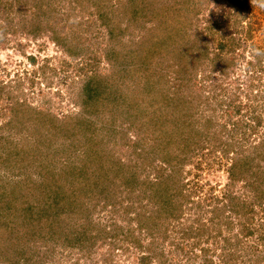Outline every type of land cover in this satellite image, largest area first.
<instances>
[{"label":"rangeland","instance_id":"1","mask_svg":"<svg viewBox=\"0 0 264 264\" xmlns=\"http://www.w3.org/2000/svg\"><path fill=\"white\" fill-rule=\"evenodd\" d=\"M172 1L155 0L159 4L154 3L152 6L146 2H136L134 5L140 9L139 14H143L142 21L137 16L140 21L135 27L129 28L128 23L122 25L127 30L118 40L120 43L116 44V48L120 50L119 56H125L115 61L111 55L109 61L106 54L110 55L109 50L114 47L105 31L98 26L87 31L88 24L81 27L70 26L73 15L69 12L71 16L68 20L65 13L69 10L63 4L58 5L57 16H60V20L56 23L57 17L50 16L51 22L48 16H42L45 10H39L40 0H0V210L10 208L2 211V224L13 228L8 230L0 226V264H140L141 256H150V264H203L204 257H211L213 264H222L221 255L232 250L223 237L233 238L240 234L238 224L242 216L231 215L230 205L226 211H229V220L236 227L228 230L223 225L213 226L208 221L211 216L209 208L213 205L206 198L216 197L222 203L230 204V193L237 197L239 204L252 208L250 226L254 232L249 237H242V244L235 249L233 263L264 264V200H259L255 189L250 188L251 181H239L231 185L227 173L233 161L232 154L236 155L238 150V143L247 148L264 140V56L254 54V50L264 51V8L253 7L251 0H187V4L181 6L183 10L179 11L183 14L184 26L189 30V37L182 41L184 50L180 46L178 49L182 53L174 54L173 58L166 55L162 64L153 66L155 73L161 75L162 84L157 88L160 97L167 95L169 99L170 94L174 95L181 84V79L175 73L177 65L173 61L178 60L181 55L186 56V67H193L191 84L181 89L185 91L183 96L186 98L182 111L190 122L188 129L196 150L194 155L189 153L190 156L181 167L180 177H183V181L177 184L179 187L183 182V189L191 193L192 197L190 201L182 200L183 216L178 222L168 224L164 212L161 213L162 216H156L153 211L158 204L152 206L142 197V193L139 194L142 198L133 202L127 213L123 205L129 204L130 199L125 191L119 189L116 194H112L113 197L102 192L103 201L97 204L96 209L92 210L89 206L91 219L100 227H105L106 233L103 239L94 240L93 245L90 241L87 242L85 248L82 245L79 248L74 243L73 229L82 221L76 216H63L67 229L61 231L59 238L56 236L51 240L45 238L30 241L33 225L29 219L28 229L23 224L26 217L23 214V202L32 198L33 194L35 197L38 192L27 190L26 187L25 191H20L14 187L16 179L6 167L7 163H3L10 141L17 143L15 151L17 148L30 150L29 145L33 144L34 137L24 128L20 134H15L10 127H3L13 118L14 109L21 102H24L23 108L30 107L41 115L47 114L49 118L63 121L78 115L89 120L98 130L95 140L101 139L96 145L95 155L107 156L112 161L119 160L124 168L129 167L139 178L148 177L154 181L157 177L169 175L166 166L158 159L161 155L156 152L152 137L144 136L145 127L139 129L146 120L128 118L123 108L113 105L116 98L120 95L123 98L129 92L104 83L119 74L123 76L125 69L135 70L134 66L139 64V60L136 64L133 60H128L132 57V51V55L140 53L142 56L143 47L158 43L152 10L169 2L168 6H171ZM175 14L173 12V17ZM40 20L52 27L38 25ZM213 21H216V25ZM213 25L216 27H212ZM56 31L61 37L64 32L69 36L71 33H80L84 39L81 44L85 45H74V56H71L67 54V45L62 47L55 43ZM230 36H234L233 44L229 41ZM69 46L73 47V44ZM186 48H191L189 51L192 53H188ZM153 50L157 52L159 49ZM204 51L206 57L197 60ZM215 54L220 57L215 59ZM224 61L229 62L225 69L222 65ZM93 75L103 81L102 91L105 86L109 88L100 98L101 106L106 111L102 116L87 115L80 103L79 92L84 81ZM103 77H106L105 80ZM128 79L133 78L129 76ZM213 88L218 91L214 93ZM223 89L225 92H220ZM215 98L218 102L224 101L223 106H217ZM23 112H19L21 116ZM28 112V120L33 116L39 117L33 115L31 110ZM23 117L27 119L26 114ZM41 121L48 123L46 116ZM41 121L37 120L38 123ZM22 139L28 141H22L18 146ZM69 141H57L55 146H69L71 143L72 150L69 152L80 157V146L84 140H78V136H70ZM231 142H237V146L232 154H225L222 145L232 144ZM14 158L13 156L12 160ZM106 161L108 163L109 160ZM198 165L201 169L197 168ZM27 178L32 186L38 180L33 168L28 169ZM173 184L166 187H177H173ZM111 187L116 186L114 184ZM144 187L143 185V190ZM16 194L22 196L16 197ZM14 200L18 201L17 209L16 206H10H14ZM106 200H109V205L101 209ZM153 201L159 202L160 199L155 197ZM114 202L123 205L112 208L110 203ZM12 211L16 215L11 216ZM198 215L200 221L196 219ZM137 216L146 229L137 223ZM72 223L74 226L70 229ZM201 224L204 227L201 228ZM129 226L134 230L131 236L127 235L130 240L125 238ZM26 230L28 237L23 234H26ZM92 233L96 234L95 231ZM21 234L24 235L23 238L20 237Z\"/></svg>","mask_w":264,"mask_h":264},{"label":"trees","instance_id":"2","mask_svg":"<svg viewBox=\"0 0 264 264\" xmlns=\"http://www.w3.org/2000/svg\"><path fill=\"white\" fill-rule=\"evenodd\" d=\"M40 1L41 6H39V10H45L42 16H48L47 18L50 19L51 22V17H57L56 23H58L60 20V16H57L58 5L63 4L69 10H66L65 16H67V18L71 16L69 12L73 15V22L70 26L75 25L81 27L84 24H88L89 28L87 27V31L93 26H98L100 30L105 31V35H107L109 41L113 42L112 45L114 47L109 50L110 55L108 53L106 54V59L109 61H111V55L114 56L115 61L125 56H119L120 50L116 48V44L120 43L118 40L123 36V32L127 30V28L122 27V25L128 23V27L130 28L131 26L135 27L138 24V20L140 21L141 19L142 21L143 14H139L140 9L136 8L134 4L136 2L139 4L146 2L150 6L154 3L159 4V2H155V0H150L151 2L149 0ZM187 2V0H173L171 6H168V4H170L169 2L162 7L159 5L157 6L158 8L156 7V9H153V21L157 28L156 33L158 38L156 40L158 43L148 45L149 47H143L144 54L142 56L140 53L134 56L132 55V51L130 54L132 59L127 58L128 60H133L134 64L139 60V64L137 63V65L134 66L135 70L129 68V71H126L127 69H125L123 71V76L119 74L116 78H110L104 83H108L111 87H121L123 90L129 92V95L126 93L125 96H123L124 99L121 95L116 98L113 101V105L120 109L123 108L128 114V118L146 120V123L141 125L139 129L145 127L144 136L152 137L156 152L161 155L158 159L166 166L169 175H162L157 177L154 181L149 180L148 177L139 178V175L129 169V167L124 168V164H121L119 160L112 161L107 156L102 157L100 155H95V151H97V149H95L96 145L101 141V139L99 141L95 140L98 136L97 127L90 124L89 120L78 117V115L70 116L62 121L56 118H49V116L45 114L48 123H42L41 118L45 116L41 115L37 110H32L30 107L23 108L24 102H21L17 109H14L13 118L7 124L3 125V127L7 129L10 127V130L15 134H20V131L24 128L27 133H30L34 137L33 144L29 145L31 148L30 150L25 148L21 150V148H17V151H15L14 148L17 143H12L10 141L8 144L9 150L3 159V163H7L6 167H8L9 172H11L16 179L14 187L18 188L20 191L31 189L38 192L35 193V197L33 194L32 198L23 202L25 205L23 214L26 215L23 224H25L28 229L29 219V222L33 225V229L31 230L32 236L29 237V239L31 238L30 241L35 242V240L39 241L45 238L48 240L55 239L54 237L60 235L62 230L67 229L66 227L68 225H65L63 219V216L67 215L76 216V218H81L80 220H82L79 222V225L73 229L75 233L73 237V239H75L74 243L78 245L79 248H81V245L85 248V244L89 241L93 245L94 240H100V238L105 235L106 230L105 227H100L91 219L88 208L91 206L90 208H92V210L96 209L97 204L103 201L102 192H106L107 195L113 197L112 194H116L119 189L125 191L129 196L130 203H126V205L122 204L127 213L128 210L132 208V203L143 197L152 204V206L158 204V206H155L156 210L153 212L156 216H162L161 213L164 212L165 216H163L168 224H170V222H178L183 216L182 200L190 201L192 194L187 193L183 189L185 187V184H182L183 182H181L179 187L177 184L179 181H183V177H180L182 171L181 167L184 166V163L190 156L189 153H193L194 155L196 148H193L195 142L188 129L190 122L184 111H182V105L185 103L186 98L183 96V92L185 91L181 88L191 84L193 67H186L188 63V58L186 56L181 55L178 60L173 61V63L177 65L175 73L178 75V79H181V84L175 90L174 95L170 94L171 98L169 99L167 95L160 97V92L157 88L159 84H162L161 75L159 76V73H155L153 66L162 64L165 58L164 56L166 55L173 58L174 54H180L181 51L178 49L180 46L182 51L184 50L182 41L183 38L185 40L189 37V30L187 31L186 26H184L183 14H180L179 11L183 10L181 6L186 5ZM173 12H176L174 17ZM137 16L140 19H137ZM212 23L216 25V21ZM38 25L52 27L49 23H43L42 20L38 22ZM212 27L216 26L213 25ZM34 30L35 28L32 32H34ZM37 30H40V28H37ZM65 33L66 32H64V35L61 37L58 36V32L56 31L57 36L54 35L55 43L62 47L67 45L69 47V50L67 48V54L74 56L72 49L77 45H85L81 44L84 43V39L80 33H71L70 36ZM229 41L233 44L234 36H230ZM72 44L73 47H70L69 45ZM120 45L123 44L121 43ZM193 45H195V43ZM154 48H158L159 50L154 52ZM185 50H188V48ZM188 53L191 54L192 52L189 51ZM218 55L219 54H215V59L220 57ZM205 57L204 51L201 57H197V60ZM228 64L229 62L227 63V61L222 62L223 68L225 69ZM82 69L83 68H80V70ZM129 76L133 79L129 80ZM103 78L105 80L106 77ZM102 83L103 81L98 79L95 75L90 76L84 81L81 89L82 92H79L81 95V107L89 116H102L106 112L101 106L102 101H100V98L106 93L108 87L105 86L102 91ZM219 87L221 86L219 85ZM201 90H203V88ZM212 91L215 93L218 89L213 88ZM222 91L225 92L224 89L220 92ZM105 100L106 99H104V103L106 102ZM214 102L217 103V106H223L224 103V101L218 102L216 98ZM233 102L234 100L231 101V103ZM20 108L25 110V112L20 111ZM30 110L33 115L36 114L40 118L33 116L32 119L28 120L30 114H27V112ZM19 112H23V116L26 114L27 119L21 116ZM34 119L35 122L40 119L42 124L33 122ZM109 127H111V125ZM70 136H74V138L78 136V140H84L83 144L80 146L82 149L80 157L69 152L72 150L71 143L69 146H55L57 141L70 142ZM22 141H28V139L20 140L18 146ZM231 143L232 144L228 143L222 145L225 154H232L234 151L233 149L237 146V142ZM238 144L236 155L232 154L233 161L227 169L230 184L234 185L239 181H246V183L251 181L249 184L250 188L255 189L258 199L262 201V199L264 200V140H259L247 148L242 146L243 144ZM136 145H138V143ZM248 151L249 153H247ZM13 156L18 159V161L15 158L12 160ZM11 160L13 162H11ZM106 160H109L108 163ZM199 165L197 168L201 167ZM31 168L35 171V175L38 176V180L33 182V186L29 185V179L27 178L28 169ZM174 179L178 180L174 181ZM116 183H118V185ZM172 183H174L173 187L175 185L177 187H166L169 184L172 185ZM114 184L116 187H111ZM143 185L145 186L144 190L142 188ZM24 187H26V189H24ZM140 193H142V197H139ZM228 195L230 204H224L216 197L206 198V201L209 199V202L213 205L211 208L207 205L211 214L208 221L212 223L213 226L216 225L220 227L223 225L228 230H232L236 227L232 221L229 220L227 214L229 211H226L228 207L230 208V205L231 215L236 214L238 217L242 216L238 224L240 234L233 236V238L223 237L228 248L232 250H228L226 254L221 255L222 264H234L233 256L235 249L239 244H242V237H249L254 234L253 228L250 226L252 223V219H250L252 208H249L246 204H239L237 197L233 193ZM21 196L22 195L19 196L16 194V197ZM132 197L134 198L131 199ZM155 197H159L160 201L154 202L153 200ZM108 201L109 200H106L100 208L105 209L109 205ZM17 203L18 201L14 203V206L11 204V208H14ZM260 204L259 202V205ZM110 205L112 208H115L117 205L122 207L121 204H116V202L110 203ZM6 209L10 208L8 207L0 210V226L8 230H13L11 225L8 228L7 224H2V214H4L2 211ZM166 212H169V214ZM10 215L13 216L16 214L12 211ZM136 219L137 223L142 228L146 229V227L140 224L139 216H137ZM196 219L200 221V215H198ZM73 220L75 221V219ZM62 225L63 228L60 229ZM73 226L74 223H72L70 229ZM200 226L202 228L204 224ZM116 229L118 230L119 228ZM150 229L147 230L149 231ZM92 231H95L96 234L93 235ZM126 232L125 238L130 240L127 235L131 236V234H133V228L129 226ZM23 234L28 237L27 230L26 234ZM24 235L21 234L20 237L23 238ZM202 251L204 253L207 252V250ZM139 262L140 264H150L152 259L150 256H141ZM202 263L213 264L212 258L204 257Z\"/></svg>","mask_w":264,"mask_h":264},{"label":"clouds","instance_id":"3","mask_svg":"<svg viewBox=\"0 0 264 264\" xmlns=\"http://www.w3.org/2000/svg\"><path fill=\"white\" fill-rule=\"evenodd\" d=\"M253 7L264 8V0H251ZM254 54L257 56H264V51L254 50Z\"/></svg>","mask_w":264,"mask_h":264}]
</instances>
